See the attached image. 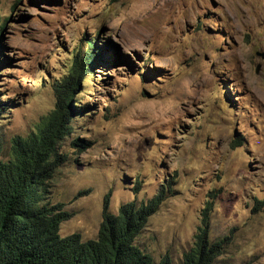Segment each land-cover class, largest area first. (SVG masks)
Wrapping results in <instances>:
<instances>
[{"label":"rangeland","instance_id":"rangeland-1","mask_svg":"<svg viewBox=\"0 0 264 264\" xmlns=\"http://www.w3.org/2000/svg\"><path fill=\"white\" fill-rule=\"evenodd\" d=\"M14 2L0 0L1 158L40 133L80 38L101 54L48 179L72 214L60 234L95 238L105 205L148 201L174 179L138 244L179 263L213 201L212 236L231 241L222 258L264 264V0Z\"/></svg>","mask_w":264,"mask_h":264},{"label":"trees","instance_id":"trees-1","mask_svg":"<svg viewBox=\"0 0 264 264\" xmlns=\"http://www.w3.org/2000/svg\"><path fill=\"white\" fill-rule=\"evenodd\" d=\"M19 1L15 0L13 10ZM7 21L0 18V51ZM79 43L72 51L68 71L51 81L56 103L44 116L40 133L34 139L23 140L22 149L14 146L11 158L0 157V264H176L168 256L158 262L135 241L149 217L174 192V179L164 180L162 188L148 201L122 203L116 212L105 205L95 238L83 239L79 232L60 234L61 223L72 214L63 202H54L48 195V179L62 161L56 144L76 127L72 123L74 114L84 113L89 106L79 107L74 99L101 56L95 36L80 38ZM9 102L0 101V111L7 109ZM80 142L74 140L75 144ZM263 202L258 200L256 209H261ZM212 210L213 201H207L200 212L193 244L177 264H231L222 258L230 237L212 236Z\"/></svg>","mask_w":264,"mask_h":264},{"label":"water","instance_id":"water-1","mask_svg":"<svg viewBox=\"0 0 264 264\" xmlns=\"http://www.w3.org/2000/svg\"><path fill=\"white\" fill-rule=\"evenodd\" d=\"M263 55H264V52H263Z\"/></svg>","mask_w":264,"mask_h":264}]
</instances>
